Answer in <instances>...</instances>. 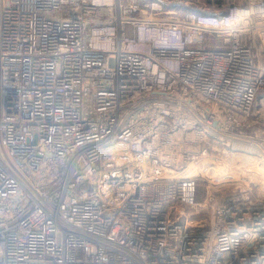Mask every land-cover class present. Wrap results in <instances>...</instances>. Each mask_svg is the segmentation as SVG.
Returning a JSON list of instances; mask_svg holds the SVG:
<instances>
[{"label": "built area", "instance_id": "2783aa9c", "mask_svg": "<svg viewBox=\"0 0 264 264\" xmlns=\"http://www.w3.org/2000/svg\"><path fill=\"white\" fill-rule=\"evenodd\" d=\"M0 0V264H264V0Z\"/></svg>", "mask_w": 264, "mask_h": 264}, {"label": "crops", "instance_id": "0c3cea01", "mask_svg": "<svg viewBox=\"0 0 264 264\" xmlns=\"http://www.w3.org/2000/svg\"><path fill=\"white\" fill-rule=\"evenodd\" d=\"M190 5L186 7L190 10H195L199 6H205V7H219V6H225L233 1H244V0H187Z\"/></svg>", "mask_w": 264, "mask_h": 264}]
</instances>
